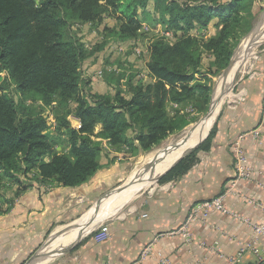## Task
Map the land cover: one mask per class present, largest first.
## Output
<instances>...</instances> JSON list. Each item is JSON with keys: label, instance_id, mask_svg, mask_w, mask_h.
Here are the masks:
<instances>
[{"label": "trees", "instance_id": "1", "mask_svg": "<svg viewBox=\"0 0 264 264\" xmlns=\"http://www.w3.org/2000/svg\"><path fill=\"white\" fill-rule=\"evenodd\" d=\"M250 1L0 0V183L17 185V195L33 180L83 185L103 166L99 158L106 143L116 150L128 147L133 153L125 156H136L194 121L181 106L206 113L212 92L208 76L215 68L202 70L203 53H212L213 66L229 65ZM152 2L157 17L148 9ZM106 16L118 23L104 26L103 47L113 37L133 45L143 33L142 22L151 19L178 38L173 44L161 36L153 40L146 76L139 72L125 83L122 73L113 93H91L82 66L93 52L68 28L71 20L101 26ZM212 26L214 35L202 36ZM12 88L43 105L52 107L57 99L64 109L76 105L57 118L67 151L56 150V134L43 111L20 104ZM71 115L82 122L80 128L72 125ZM214 134L215 129L200 147L208 148ZM196 162V152L188 154L161 181L177 178Z\"/></svg>", "mask_w": 264, "mask_h": 264}, {"label": "crops", "instance_id": "2", "mask_svg": "<svg viewBox=\"0 0 264 264\" xmlns=\"http://www.w3.org/2000/svg\"><path fill=\"white\" fill-rule=\"evenodd\" d=\"M102 39L105 38L102 36ZM94 55L85 59L87 72L95 65L91 60L97 58ZM88 78L94 91H111L112 86L106 89L101 80L94 76ZM246 91L247 99L223 113L215 127L211 126L203 136L202 143L215 129L209 147L197 152L193 167L177 178L161 181L187 153L175 161L177 164L173 163L172 168L159 173L154 183L143 188V197L133 200L130 208L122 209L132 198L117 202L118 192L101 201L132 182H126L105 197L101 198L100 194L105 187H113L122 179L120 169L129 165L127 160L134 157L117 155L122 162L101 160L103 166L95 176L75 187L33 180L29 181L28 189L17 195L18 186L3 180L0 187L7 190L0 191V264H161L162 258L168 260L167 264H234L230 257L254 237L249 223L219 211L190 224L192 241H187L182 228L194 204L218 196L230 183L235 172L232 147L238 134L262 122L264 67L251 75ZM75 122L72 125L80 128L82 122L76 117ZM111 148L110 152L118 154V150ZM246 148L256 170L255 180L240 183L237 194L227 197V205L250 220L261 222L264 210L258 203H264V187L260 185L264 182V174L259 171L264 170V149L251 137L246 141ZM56 150L61 149L56 147ZM164 150L161 156L173 149L168 153H163ZM163 160L162 157L160 168ZM246 197L256 203H250ZM111 212L114 213L109 214ZM104 220L110 226V236L96 242L92 233ZM237 264L257 262L248 251Z\"/></svg>", "mask_w": 264, "mask_h": 264}, {"label": "rangeland", "instance_id": "3", "mask_svg": "<svg viewBox=\"0 0 264 264\" xmlns=\"http://www.w3.org/2000/svg\"><path fill=\"white\" fill-rule=\"evenodd\" d=\"M40 2L41 0H37V3H40ZM246 5H247L246 8L241 14L242 16H244V18L242 20L240 29H238V31H242L241 32L242 34L239 35L237 42H235V46H233L232 58H231L229 65L225 68H220L218 64L213 66L212 64L215 61V58L213 57L212 53L209 51H204L203 53L204 60H203V64L201 67L202 70L207 71V69L209 68H213V69L215 68V70H213L215 71V73L213 72L209 74L208 76L210 77V82L212 86L211 102H210L208 111L202 114L201 112L199 113L197 108L192 107V105H187L184 107L181 106L180 107L181 109H185L189 111V114H190L189 119H193L194 121L188 124L183 129L178 130L176 131V133L165 138V140L161 144L156 145V147L152 148L149 151H141L136 156H125V154L132 155L133 153V152L131 153V149L125 146L119 147V148L117 147L118 154H114L110 152L112 148L106 143L105 149L104 151H102L100 158H99L100 162L101 160H104L107 162L108 161L113 162L116 160V162H118L120 159L118 160L116 158L117 155H120L121 157H124V158L125 157H134V158L127 160L129 162L128 163L129 165H126L120 169L119 175H122L120 176L122 177V179H119V181L116 180L118 182H116V185H114L113 187L107 186L102 190L100 194L101 198L108 195V193H110L117 187L122 186L126 182L128 183V181L129 182L131 181L133 182V180L136 181L137 180L136 178H138V175H140L139 173L144 168V165H147L149 162L152 161V159L156 161V158H153V156L156 155V152L158 150L164 149V148L166 149L168 147L172 149L174 146H176L177 142L182 141V139L186 137V135L189 133L188 131L190 127H193L194 125H196V123H200L202 120H204V118H206V116L210 112L211 106L213 105V100H214V95L216 93V90L218 89L221 81L224 79V74L232 66V64H234V69H236L235 70L236 72H235V76L230 86V92L225 96L224 103L222 104L219 111L217 112V115L214 117L215 120L213 119L208 124V126L206 127V130L203 132L200 138L201 140H199L197 144L194 145L195 147L194 146L192 147L193 149L191 151L190 149L188 150L190 151L189 153L196 152L197 154L199 149H202L200 147L202 143L201 141L203 140L202 137L205 136V134L208 132L210 127L211 126L215 127L217 120H219L221 115L225 113L227 110H230L234 107L236 108L240 103L244 102L245 100L241 99V97H244L245 99H247L246 84L250 81V77L253 73L259 71L260 68L264 67V36L260 40L257 41L256 45L252 49L247 50L243 54L244 57L238 58L235 55H236V51L239 50V47L243 43V41L247 37H249L250 34L253 33V31L256 30L255 28L259 24L261 25L264 24V0H251ZM153 8H154V3L152 2V4H150L148 9L151 13V17L153 16L157 17V13L154 11ZM105 18L106 19L104 20L101 26H97L96 24L90 25V24H85V23L71 20L70 26L68 28L69 29L68 33L70 35L79 37L82 40V42L85 44V47L88 50V53L93 52L92 55L97 53L94 55V56L97 55V58L95 57L91 58V60L94 61L93 64H95L92 68V71L87 72L88 68L87 67L84 68V63H83L82 81L85 82V79L89 80L88 78L89 76L91 77L94 76L95 78L103 82L106 89L107 88L109 89L110 86L113 87L114 83L117 81L115 79H117L119 76H122V73L123 75L125 74L124 75L125 78L123 80L125 83L126 82L128 83L130 76H133L139 72L143 76L147 74L148 71H147L146 65L148 64L149 61L147 62L146 60L150 58L149 46L152 44L153 40L156 39V37L162 34V31L165 34L170 33L172 35V37H168V39L171 40L170 42L171 44H173L178 38L177 34H173L172 31L166 30L162 24L156 23V21H153L151 19V20H144L142 22L143 24H148V26L151 29H153V31L151 30L148 33H144L143 31L141 37H139L140 43H138L139 42L138 41V42H134L133 45L131 43L120 44V41L113 37L112 39H109V42L107 43L108 47L107 45L103 47L102 44L106 40V39H102V36L104 38V30H103L104 26L107 25V26L112 27L113 25L115 26L118 23L117 18H114V16H111V17L106 16ZM216 29L217 27L212 26V28L206 30V32H204L202 36H205V38L209 39L212 37V35H214ZM191 32L193 34H196L197 31L194 30ZM177 33H180V31H177ZM122 47L124 49H122ZM99 71H101V73H99ZM12 89L11 90L13 91L15 99L20 104H26L27 106H30L31 110L33 111H43V115L46 118L47 123H49L50 125V128H51L50 130H52L56 134L55 139L53 141L54 143H56L55 147H60L61 150H58V151L63 152L64 150H68L69 146L66 145L65 137L63 136L64 134H62L63 128L60 127L61 123L58 121L57 118H58V115L62 116L63 113L66 114L69 110L75 108L76 105L73 104V106H69L68 108L64 109L59 106L57 102L58 99H57L54 101V104L51 107V106L43 105L42 102H40V100H38L37 98H34L32 95L23 97L20 95V93H18L17 91H14V88ZM88 90H90L91 93L99 92L97 90L94 91L91 85L90 87H88ZM114 91L115 89L112 88L110 92L113 93ZM170 108L174 109L173 106H171ZM68 118L71 120V122L76 124L74 115L73 116L71 115ZM99 129H100V126L98 127V130ZM111 156L112 157L114 156L113 159L111 158ZM161 162H162L161 160L160 161L157 160L155 166L160 164ZM119 167H122V166H119ZM23 178L24 177H22V179ZM140 180L150 185L154 183L155 179H153L151 175H146V176L144 175L140 177ZM1 190L5 192L7 188L0 187V191ZM118 190H120V194L122 196H126V195L132 196V199L129 202H127L122 207V209L130 208V206L133 204L132 203L133 200H135L136 198L143 197V191H144L143 188L142 189L139 188L135 191V189L129 186L127 188L126 187L119 188V189H116V191L112 192L110 195L103 198L101 203L107 199H110L111 196L115 195ZM125 199L126 198H123L122 201L120 199H117V202L122 203L123 201H125ZM120 207L118 206V208ZM113 213H109V214H113ZM104 222H107V221L104 220L102 221L101 224H103ZM92 234L94 237L95 232H93ZM255 258H256L257 264L262 262L256 256Z\"/></svg>", "mask_w": 264, "mask_h": 264}, {"label": "built area", "instance_id": "4", "mask_svg": "<svg viewBox=\"0 0 264 264\" xmlns=\"http://www.w3.org/2000/svg\"><path fill=\"white\" fill-rule=\"evenodd\" d=\"M151 30L153 31L148 24H143L142 31L150 32ZM160 36L165 37L171 42V40L168 39V37H172L170 33L165 34L162 31ZM122 49L124 48L122 47ZM99 73H101V71H99ZM241 99L245 100L244 97H241ZM262 117V122L258 125V127L239 133L236 137V141L233 143L232 148L233 159H235V172L228 186H226V188L218 196L211 199L199 200L196 204H194L182 228V233L187 241H192L193 235L190 229V224L194 220L206 218L212 213L219 211L229 214L235 219H241L249 223L253 228L254 237L252 241L242 244L240 250L235 255L230 257V262L234 264L239 263L241 257L248 251L255 255L260 261L264 260V246L262 245V241L264 240V220L261 222H255L250 220L248 217L243 216L241 213L229 209L226 200L228 196L237 194V187L240 183H248L255 180L254 171L256 170L252 167L251 160L248 157L246 141L249 137H251L254 139V143L258 147L260 146L264 149V102L262 105ZM259 172L264 174V170H260ZM260 185L264 187V182L262 181ZM246 199L252 204L256 203V201L252 198L246 197ZM258 205L264 210V203L260 202ZM94 232V239L96 242L104 241L110 236V226L107 222H104L98 226ZM160 263L167 264L168 260L162 258Z\"/></svg>", "mask_w": 264, "mask_h": 264}, {"label": "bare ground", "instance_id": "5", "mask_svg": "<svg viewBox=\"0 0 264 264\" xmlns=\"http://www.w3.org/2000/svg\"><path fill=\"white\" fill-rule=\"evenodd\" d=\"M263 23V22H262ZM256 30L253 31L252 34H250L249 37H247L243 43L240 45L239 50L236 51V55L238 58L240 57H244L243 54L247 51L252 49L258 40H260L263 36H264V24L261 25L259 24L256 28ZM234 60V59H233ZM236 69H234V64H232V66L226 71V73L224 74V79L221 81V83L219 84L218 89L216 90V93L214 95V100H213V105L211 106L210 112L208 113V115L206 116V118H204V120H202L200 123H196V125H194L193 127H190L189 129V133L186 135V137H184L183 139L185 140V144H183V146L181 147H177L176 149H173L172 152H169L167 155L161 156V150L164 149H160L156 152V155H154L153 158H156L157 160H161L163 157V165L160 168V164L156 165V161L152 159L151 162H149L147 165H144V168L142 169V171L139 173L140 175H138V178H136L131 184H129L128 186L135 189V191L137 189H142V188H146L149 186L148 183L146 182H142L140 180L141 176H146V175H151L153 177V179H155L157 177V175L161 172H163L164 170H166L170 165H172L173 163H175V161L177 160V158L185 153L186 151H188L189 149H191L195 144H197V142L200 140L203 132L206 130V127L208 126V124L214 119L215 120V116L217 115V112L219 111L220 107L222 106V104L224 103L225 100V96L228 94V92L230 91V86L232 83V80L235 76V71ZM234 97V96H233ZM181 143L183 142L180 141ZM164 153V152H163ZM173 158V159H172ZM171 160V162H167V160ZM149 161V160H148ZM166 165V166H165ZM155 166V167H154ZM140 168V167H139ZM127 186V187H128ZM126 187V188H127ZM129 190V189H128ZM131 191V190H130ZM118 194L115 197L116 199H121L126 197L125 201H129L132 196H122L120 194V190L117 191ZM113 196V195H112ZM122 201V200H121ZM112 202V201H111ZM107 203V202H106ZM106 205V204H105ZM115 207V206H114ZM112 213V212H111ZM101 214V213H100ZM102 217V216H101ZM99 217V218H101ZM89 219V218H88ZM86 223V222H85ZM88 226V225H87ZM90 226V225H89ZM77 230V229H76ZM86 231V230H85ZM84 232V231H82ZM75 233V232H74ZM63 243V242H62ZM65 243V242H64Z\"/></svg>", "mask_w": 264, "mask_h": 264}, {"label": "water", "instance_id": "6", "mask_svg": "<svg viewBox=\"0 0 264 264\" xmlns=\"http://www.w3.org/2000/svg\"><path fill=\"white\" fill-rule=\"evenodd\" d=\"M203 140H204V137L202 138ZM183 140V142L181 143V142H177L176 143V146H174L172 149H176L177 147H181V146H183V144H185V140L184 139H182ZM202 140V141H203ZM201 141V142H202ZM195 147V146H194ZM171 149V150H172ZM193 148H191L190 149V151L192 150ZM171 150H169L168 148H166L165 150H164V153H168L169 151H171ZM190 151H188V152H185V153H183L182 155H180L178 158H177V162L179 161V159H181L183 156H185L187 153H189ZM177 162H175V164H177ZM175 164H173L172 166H170L169 168H167V170H169L170 168H172ZM166 170V171H167ZM164 173H165V171H164Z\"/></svg>", "mask_w": 264, "mask_h": 264}]
</instances>
